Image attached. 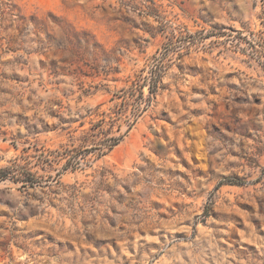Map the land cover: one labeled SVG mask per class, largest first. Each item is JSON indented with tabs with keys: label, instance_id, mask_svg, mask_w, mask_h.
<instances>
[{
	"label": "rangeland",
	"instance_id": "374dc122",
	"mask_svg": "<svg viewBox=\"0 0 264 264\" xmlns=\"http://www.w3.org/2000/svg\"><path fill=\"white\" fill-rule=\"evenodd\" d=\"M0 264H264V0H0Z\"/></svg>",
	"mask_w": 264,
	"mask_h": 264
}]
</instances>
